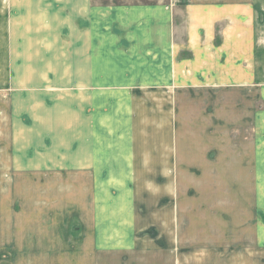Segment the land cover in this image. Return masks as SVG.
<instances>
[{"label":"crops","instance_id":"obj_1","mask_svg":"<svg viewBox=\"0 0 264 264\" xmlns=\"http://www.w3.org/2000/svg\"><path fill=\"white\" fill-rule=\"evenodd\" d=\"M2 3L9 19L3 32L18 35L8 48L23 51L21 60L32 59L27 65L36 66V76L23 82L63 80L68 91L57 84L48 91L55 87L69 101L4 109L12 122L1 128L0 157H67L71 172L53 167L47 177H39V186L22 191L24 214L40 221L29 227L30 235L0 234V258L6 259L1 263L19 256L28 264L35 258L30 264H51L52 258L72 264H140V248L157 255L153 242H169L167 235L131 232L159 224L151 213L155 206L144 203V196L172 194V180L163 188L156 182L173 178L174 157L221 156L214 154L221 152L220 136L195 126L202 120L192 113L202 112L191 98L208 96L214 91L211 82L225 85L226 91L235 88L237 66L250 63L260 51L264 55V26L256 21L264 18V0H170L171 5L139 7L95 5L94 0ZM171 6L186 8L187 21L177 31ZM26 10L30 22L23 19ZM180 29L185 42L175 40ZM216 32L219 42L213 45ZM5 80L1 88L10 85ZM192 80L199 88L190 85ZM218 122L214 119L213 126ZM262 172L256 205L264 212V163ZM245 177L253 216V167ZM73 223L80 233L62 232L61 226ZM117 225L130 231L117 233ZM259 229L256 241L264 249V229ZM252 251L253 244L249 262Z\"/></svg>","mask_w":264,"mask_h":264},{"label":"rangeland","instance_id":"obj_2","mask_svg":"<svg viewBox=\"0 0 264 264\" xmlns=\"http://www.w3.org/2000/svg\"><path fill=\"white\" fill-rule=\"evenodd\" d=\"M102 3L111 6L139 7L167 5L170 4V0H94L95 5ZM5 4L7 5L6 2ZM173 9V23L177 31L179 28H184L187 21V17H183L186 8L181 6ZM5 13L2 3L0 4V142L4 138V130L1 128H4L5 123L12 122L6 117L4 109L21 111L23 106L31 107L34 104L60 106L61 101L66 105L69 101V98L61 97V91L57 92L55 88L57 84L59 87L63 86L62 91H68V83H64L63 80L47 84L32 80L23 82L24 77L33 79L31 77L36 76V72L33 71L36 66L27 65L26 62L32 59L21 60L23 51L8 48L11 47L9 42L18 35L3 32L9 22ZM23 19L25 22H30V14L27 10ZM256 21L264 26V18H257ZM220 24L222 23H217ZM217 28L219 29V26ZM179 31L175 35V40L185 42L183 29ZM210 41L213 45H217L218 32L215 33V37L213 35V38H210ZM259 46L260 50L261 45ZM262 53L260 51V54H254L248 60L251 61L250 63L243 61L242 65L237 66L238 79L233 85L235 88L226 91L225 85L211 82L210 88L214 86L211 94L208 93V96L202 99L191 98L192 105H200L202 112L192 113L193 116L200 115L198 118L202 120L195 126L198 128L202 125L205 131L210 128L216 137L220 136L222 142L221 147L218 148L221 152L214 154L220 153L221 156L174 157L173 178H164L156 182L158 188H163L166 186L165 181L170 184L172 180L170 185L173 189L172 194L158 192L155 197L149 194L144 196V203L153 204L152 208L155 206L151 213L155 212L153 217H157L159 224L142 225L131 229V232L135 231L136 234L146 233L153 237L167 235L170 241L153 242L156 246L153 249L157 250V255L140 248L141 251H138L140 258L137 257V263L154 264L156 261L157 264H264L263 246H259L256 241L257 235L262 233L259 228L264 229L262 217L264 212L256 205L259 197L262 196L261 180L264 163V55ZM56 68L62 69L54 66V70ZM10 73H13L12 78ZM17 74L20 76H16ZM5 79L10 80V85L1 88V85L6 83ZM28 85L30 87H24ZM190 85L195 89L199 88L196 80H192ZM50 86H55L56 91L49 92ZM214 119H217L221 125L213 126ZM55 158L48 157L47 160V157H12V155L0 157V234L6 232L13 235L33 234L29 227L40 220L25 215L28 214L25 204L27 196L24 198L22 191L28 193L30 188L39 186V177H47L49 172L55 169L53 167L59 166L60 170L67 174L71 172L69 158L57 157L59 161H53ZM252 167L253 216L250 205L252 198L246 195V187L250 185L249 178L245 177V171H252ZM258 186L259 192H257ZM236 189L239 192L242 190L241 193L235 195ZM142 215L144 216V212ZM77 227L78 225L73 223L70 227L65 224L61 229L63 233H67L66 235L72 236L80 233ZM115 228L117 233L130 231L128 226L117 225ZM252 244L253 251L249 252V255L251 257L253 254L254 257L253 262H249L247 253ZM5 260L0 258V264H5L1 263ZM36 260L37 258L32 259L30 263ZM68 260L71 259H50L51 264H72V262L68 263ZM10 264L28 263L26 258L15 256L13 263Z\"/></svg>","mask_w":264,"mask_h":264}]
</instances>
